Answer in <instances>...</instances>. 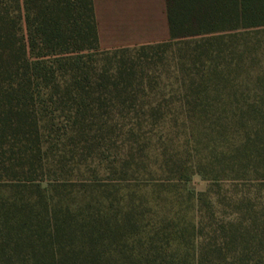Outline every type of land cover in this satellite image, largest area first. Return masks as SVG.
Wrapping results in <instances>:
<instances>
[{
    "label": "trees",
    "instance_id": "1",
    "mask_svg": "<svg viewBox=\"0 0 264 264\" xmlns=\"http://www.w3.org/2000/svg\"><path fill=\"white\" fill-rule=\"evenodd\" d=\"M166 2L149 66L93 0H0V264H264V0Z\"/></svg>",
    "mask_w": 264,
    "mask_h": 264
},
{
    "label": "crops",
    "instance_id": "2",
    "mask_svg": "<svg viewBox=\"0 0 264 264\" xmlns=\"http://www.w3.org/2000/svg\"><path fill=\"white\" fill-rule=\"evenodd\" d=\"M102 49L136 47L170 40L166 0H93Z\"/></svg>",
    "mask_w": 264,
    "mask_h": 264
},
{
    "label": "rangeland",
    "instance_id": "3",
    "mask_svg": "<svg viewBox=\"0 0 264 264\" xmlns=\"http://www.w3.org/2000/svg\"><path fill=\"white\" fill-rule=\"evenodd\" d=\"M182 46V45H181ZM180 47V44H176L172 47L166 46H158V45H148V46H136L131 47L127 52H124L125 55H133L136 56L141 53H146L150 58L147 63L149 66H154L156 63L157 65L167 64L172 61V59L177 55L176 50ZM123 54V51L119 52ZM259 57L262 59L264 63V55L260 54ZM187 188L193 191H200L204 190L207 187V182L203 180L200 176L195 175L191 178L190 181L187 182Z\"/></svg>",
    "mask_w": 264,
    "mask_h": 264
}]
</instances>
